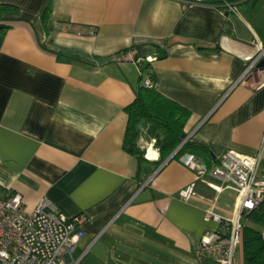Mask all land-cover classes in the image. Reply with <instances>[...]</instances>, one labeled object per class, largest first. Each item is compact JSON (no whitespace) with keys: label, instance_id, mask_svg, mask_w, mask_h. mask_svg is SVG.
<instances>
[{"label":"crops","instance_id":"1","mask_svg":"<svg viewBox=\"0 0 264 264\" xmlns=\"http://www.w3.org/2000/svg\"><path fill=\"white\" fill-rule=\"evenodd\" d=\"M0 21V198L18 194L28 210L46 198L82 217V262H105L118 240L150 264H215L195 255L217 229L204 213L229 218L235 192L216 194L204 177L184 201L194 171L177 160L138 168L122 147L125 108L147 64L121 58L137 48L153 58L143 76L190 112L187 138L210 152L195 157L203 166L261 152L264 181V86L258 73L241 80L254 40L264 43V0H238L236 13L171 0H0ZM242 226L264 238L249 216Z\"/></svg>","mask_w":264,"mask_h":264},{"label":"built area","instance_id":"2","mask_svg":"<svg viewBox=\"0 0 264 264\" xmlns=\"http://www.w3.org/2000/svg\"><path fill=\"white\" fill-rule=\"evenodd\" d=\"M171 1L187 7L210 6L236 13L238 0ZM1 26L3 23L0 21ZM253 43L256 53L245 60L241 80L258 73L261 78L260 86H264V67L258 68V64L264 62V43L257 40ZM121 59L136 65L153 62L151 56H138L135 49L122 54ZM143 85L154 86L146 77ZM261 159V152L254 157H248L229 151L209 168L192 155L178 160L195 172L193 182L179 192L180 199L188 201L193 195L195 182L204 177L211 179H203L202 182L216 194L229 188L236 196L235 209L229 218L221 217L211 209L205 211L204 221L214 222L217 229L204 233L200 238L195 250L198 259L209 260L215 264L236 263V253L241 244L242 219L264 203V181L257 178ZM82 221L80 216L67 218L60 214L46 198L39 200L32 210L26 208L18 194H8L0 198V264H81L89 249L86 248L80 256L74 257L77 244L84 236L80 228Z\"/></svg>","mask_w":264,"mask_h":264},{"label":"trees","instance_id":"3","mask_svg":"<svg viewBox=\"0 0 264 264\" xmlns=\"http://www.w3.org/2000/svg\"><path fill=\"white\" fill-rule=\"evenodd\" d=\"M3 30H5L4 26H1L0 32ZM135 50L138 56L144 52L142 48ZM149 65L147 64L140 71L139 83L134 90V100L125 108L127 125L123 150L136 158L139 169L151 163L160 166L180 145L181 148L172 160L178 161L181 157L192 155L208 161L209 150L186 139L185 126L190 118V112L161 95L155 89V85L152 87L143 85L145 77L153 84L155 82L153 74L143 76V72L149 68ZM141 139L153 144V149L158 153L155 162L145 159V150L138 144ZM249 219L255 224L264 226V203L250 213ZM241 247L244 264H264V238L260 232L243 227Z\"/></svg>","mask_w":264,"mask_h":264},{"label":"rangeland","instance_id":"4","mask_svg":"<svg viewBox=\"0 0 264 264\" xmlns=\"http://www.w3.org/2000/svg\"><path fill=\"white\" fill-rule=\"evenodd\" d=\"M149 144L150 143L144 142V140L140 143L141 148L145 150V156H147ZM83 245L84 242H81L78 249ZM74 257H76V254ZM195 261L197 263L199 262L197 258ZM148 262H151L150 258L143 256L142 250L137 249L134 244L116 240L115 244L112 246L111 255L105 262L102 260H95L92 257H87L82 264H150Z\"/></svg>","mask_w":264,"mask_h":264},{"label":"water","instance_id":"5","mask_svg":"<svg viewBox=\"0 0 264 264\" xmlns=\"http://www.w3.org/2000/svg\"><path fill=\"white\" fill-rule=\"evenodd\" d=\"M146 54L144 52H142V56L144 57ZM264 67V62H260L258 64V68H262ZM188 139V138H186ZM181 148V145L174 151V153L165 161V163H167L168 161L172 160V158L174 157V155L179 151V149Z\"/></svg>","mask_w":264,"mask_h":264},{"label":"bare ground","instance_id":"6","mask_svg":"<svg viewBox=\"0 0 264 264\" xmlns=\"http://www.w3.org/2000/svg\"><path fill=\"white\" fill-rule=\"evenodd\" d=\"M147 157H148L149 160H156L157 155H156L155 152H152V150L150 149L149 152H148V156Z\"/></svg>","mask_w":264,"mask_h":264}]
</instances>
